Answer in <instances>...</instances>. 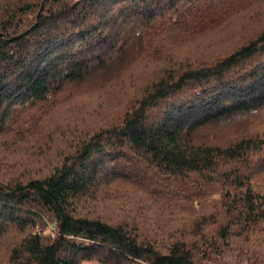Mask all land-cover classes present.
I'll return each instance as SVG.
<instances>
[{
  "label": "trees",
  "instance_id": "obj_1",
  "mask_svg": "<svg viewBox=\"0 0 264 264\" xmlns=\"http://www.w3.org/2000/svg\"><path fill=\"white\" fill-rule=\"evenodd\" d=\"M205 35L211 54H181ZM150 62L124 112L82 111L68 151L0 178V264H264V0H0L9 167L16 143L79 131L59 117L78 90ZM112 193L114 215L79 209Z\"/></svg>",
  "mask_w": 264,
  "mask_h": 264
},
{
  "label": "rangeland",
  "instance_id": "obj_2",
  "mask_svg": "<svg viewBox=\"0 0 264 264\" xmlns=\"http://www.w3.org/2000/svg\"><path fill=\"white\" fill-rule=\"evenodd\" d=\"M214 7H216V5H214ZM244 24L245 22H237L236 24L231 25L230 30L240 31L243 28ZM222 35H226V33ZM222 35H217V37L215 36L214 38L209 37V35H205V38L199 41L198 44L192 45L190 48L184 50L181 54H193L194 56L198 55V57L201 58L205 57V54L212 53V51H210L212 47L208 45V43L218 40L217 38H220ZM154 65L155 63L150 62L145 66L140 67V69L136 70L132 75L131 78L133 79L130 78L126 82L125 88L121 87L116 91H112L109 93H100L98 95V93L96 92L86 91L85 89L78 90L74 99L60 107L61 113L59 115L63 123L70 119L71 123L73 124V129H75L76 126H79V131L74 135H70L68 125L64 123L61 130H44L45 132H42L40 134L38 133L33 138H28L24 141L16 143V148L14 147V149L8 155V162H10L11 167H9L6 161V149L0 146V178H2L3 175H5L6 177L15 176L16 170L22 173V168L19 165L24 163H28L30 165V168L34 171L37 165L48 164L54 158V156H57L64 150L68 151L72 147V142H74L75 138L82 130L86 132L88 129L93 127L89 125L90 121L86 118L82 111L88 114L93 109V106H97L99 110L100 107L102 109L106 108L109 112L120 115L122 112H124V109L133 102V99L137 93V90L134 88L135 83H143L153 71L152 67ZM138 86H136V88H138ZM16 166H19L20 169L15 170ZM115 187H113V189H115ZM121 189H124L126 192L129 191V189ZM112 196H116V193H112V195L110 196L107 195L105 196V198H98L96 196L97 199H92L91 197H88L82 200L79 209H81L83 212H88L91 214H102L104 216L114 215L116 208L107 205L108 199H110ZM44 221L47 223L46 227H48V220ZM43 231L45 233L50 232L49 229H44ZM83 264L103 263L93 260L86 261Z\"/></svg>",
  "mask_w": 264,
  "mask_h": 264
}]
</instances>
